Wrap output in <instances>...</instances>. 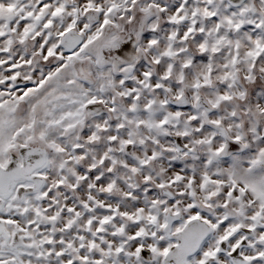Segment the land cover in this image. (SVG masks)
<instances>
[{
  "label": "snow or ice",
  "instance_id": "1",
  "mask_svg": "<svg viewBox=\"0 0 264 264\" xmlns=\"http://www.w3.org/2000/svg\"><path fill=\"white\" fill-rule=\"evenodd\" d=\"M0 264H264V0H0Z\"/></svg>",
  "mask_w": 264,
  "mask_h": 264
}]
</instances>
